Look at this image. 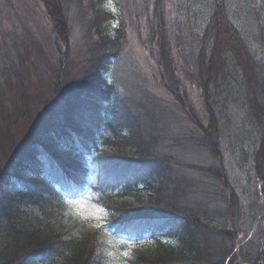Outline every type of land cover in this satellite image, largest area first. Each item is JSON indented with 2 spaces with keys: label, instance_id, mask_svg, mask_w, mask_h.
<instances>
[{
  "label": "trees",
  "instance_id": "1",
  "mask_svg": "<svg viewBox=\"0 0 264 264\" xmlns=\"http://www.w3.org/2000/svg\"><path fill=\"white\" fill-rule=\"evenodd\" d=\"M43 1L53 21L60 22L66 32L67 13L61 0ZM92 1L95 16L108 20L91 29L96 37L91 44L95 57L82 75L83 81L70 90L78 89L81 100L90 104L92 126L83 132L65 120L55 131L45 133L42 144L32 147L19 166L9 168L11 172L3 176L0 264H106L107 227L91 229L72 204L90 193L98 206L118 213L111 220L112 231L153 242L154 259L139 252L128 258V264H227L236 249L238 237L232 230H236L239 217L233 198L229 202L230 184L223 167L198 165L199 179H187L176 167L182 165L177 158L161 155L160 150L186 149L185 143L192 142L215 156L228 130L238 138L248 126L259 133V151L253 161L264 182L260 175L264 170V65L256 56L257 40L264 41L260 19L264 17V0H172L179 16L181 10H190L189 20L201 22L197 63L190 75L200 84L207 109L209 125L199 123L202 139L179 130L173 133L164 123L159 125L155 111H145L143 106L140 115L129 110L131 103L108 80L110 67L124 48V17L108 14L101 0ZM116 1L124 8L121 0ZM141 2L160 17L157 0ZM115 20L118 27L113 30ZM157 22L151 44L159 46L166 40L162 34L166 30ZM240 26L249 28L248 32L254 28V37ZM12 57L7 62L10 66ZM157 62L168 67L173 63L167 46L162 47ZM170 84L179 96L178 83ZM0 92L6 96L1 84ZM146 94L147 90L140 88L139 97L148 98ZM53 144L56 149L51 151ZM123 198L131 199L133 210L116 207ZM121 213L126 215L119 217ZM255 253H248L242 261L258 264L264 251ZM39 259L42 263L35 262ZM230 264H237L236 259Z\"/></svg>",
  "mask_w": 264,
  "mask_h": 264
},
{
  "label": "rangeland",
  "instance_id": "2",
  "mask_svg": "<svg viewBox=\"0 0 264 264\" xmlns=\"http://www.w3.org/2000/svg\"><path fill=\"white\" fill-rule=\"evenodd\" d=\"M91 1L61 0L67 13V30L64 32L60 22L51 18L43 0H0V84L6 95L0 92V181L11 172L9 168L19 166L23 155H27L32 147L42 144L45 133L55 131L65 120L73 129L83 132L92 126L90 104L81 100L83 96L78 89L70 91L74 84L83 81L82 75L88 72L95 57L91 44L96 37L95 31L91 29L108 20L100 15L95 16ZM97 1L100 0L92 3L96 4ZM100 2L108 14L124 17V48L110 67L108 80L115 84L117 91L128 100L127 103H131L129 110L140 115L143 112L140 106H143V110L150 113L155 111L153 113L160 116L159 125L164 123L172 132L179 130L180 133L202 139L199 125H209L207 109L202 88L195 76L190 75L197 63L196 40L201 22L198 19L189 20L190 10H181L179 16L172 0H157L161 6L158 19L152 8L146 10L141 0H121L123 11L116 0H111L110 4L109 0ZM260 19L264 23V17ZM157 21L166 30L162 31L166 40L160 41L159 46L156 42L151 44V32L157 28ZM117 25V20L112 22L113 30ZM240 28L251 35L248 36L254 37V28L250 32L249 28ZM170 38H173V42L169 43ZM257 41L259 47L256 56L264 65V41ZM165 46L173 61L169 67L157 62ZM10 57L13 58L11 66L7 63ZM176 82L179 96L170 89V83ZM140 88L147 90L148 98L139 97ZM72 94V98H68ZM146 117L150 126L151 117L148 114ZM252 129L246 126L238 138L233 131L228 130L219 150H215L217 153L219 151L215 156L206 152L205 147L200 149L192 142L185 143L186 149L175 147L160 150L161 155L166 153L177 158L182 165L176 167L187 179H199V174H196L198 165L220 164L223 167L230 184L227 192L229 202L233 198L235 214L239 217L238 228L232 230L238 237L236 249L228 257L227 264L234 262V258L237 264H251L241 258L248 253L254 256L252 253L261 249L264 251V182L258 177L253 161L259 151L260 139L259 133L254 132L256 129ZM53 143L56 141L53 140ZM55 149L54 144L50 146L51 151ZM261 171L260 175L263 176L264 170ZM79 198V201H84V208L72 204L90 222L89 227L98 229L97 223L100 224L99 228L107 227L104 252L106 264H128V258L139 252L154 259L153 242L145 238H129L112 231L111 220L118 214L116 211L98 206L92 193L89 197ZM130 201L127 198L119 199L121 205L116 204V207L133 210ZM143 209L153 210L148 207ZM124 215L121 213L119 217ZM162 240L165 243L172 242L169 239ZM242 246L243 250L240 248ZM126 252L127 256L124 255ZM258 264H264V257Z\"/></svg>",
  "mask_w": 264,
  "mask_h": 264
},
{
  "label": "snow or ice",
  "instance_id": "3",
  "mask_svg": "<svg viewBox=\"0 0 264 264\" xmlns=\"http://www.w3.org/2000/svg\"><path fill=\"white\" fill-rule=\"evenodd\" d=\"M110 2H111V0H109V4H110ZM113 10H114V9H113ZM75 203H76V205H77L79 208H84V207H85L84 201H76ZM96 227L99 228V227H100V224L97 223ZM124 255L127 256L128 253L126 252Z\"/></svg>",
  "mask_w": 264,
  "mask_h": 264
}]
</instances>
